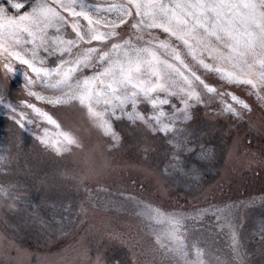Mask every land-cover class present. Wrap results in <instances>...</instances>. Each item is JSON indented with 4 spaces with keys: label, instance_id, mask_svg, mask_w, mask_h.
Segmentation results:
<instances>
[{
    "label": "snow or ice",
    "instance_id": "1",
    "mask_svg": "<svg viewBox=\"0 0 264 264\" xmlns=\"http://www.w3.org/2000/svg\"><path fill=\"white\" fill-rule=\"evenodd\" d=\"M213 104L214 122L204 118ZM49 106L76 109L99 152ZM257 106L264 109V0H0V109L8 131L19 139L45 124L60 130L55 143L47 128L36 136L60 166L41 169L44 201L35 212L27 207L34 223H46L49 212L59 217L60 250L48 264H257L248 244L258 236L264 257V189L243 200L162 208L110 176L136 166L154 180L139 182L142 189L157 191V199L183 193L187 203L204 191V173L219 174L233 151L264 172ZM11 164V151L0 154V213L24 220L28 189L12 179ZM127 215L143 232L120 224ZM189 220H206L226 238L225 249L214 253L190 239ZM18 231L20 224L5 231L0 264H38ZM113 247L124 249L121 259L108 256Z\"/></svg>",
    "mask_w": 264,
    "mask_h": 264
},
{
    "label": "rangeland",
    "instance_id": "2",
    "mask_svg": "<svg viewBox=\"0 0 264 264\" xmlns=\"http://www.w3.org/2000/svg\"><path fill=\"white\" fill-rule=\"evenodd\" d=\"M91 3H95L97 5L105 4L109 2V0H90ZM214 76V75H213ZM215 81L217 82L216 77L214 76ZM22 83L19 82V85ZM16 87V85H15ZM239 90L236 94L240 96L242 99H245L246 102L255 103L256 97L250 96L247 91H245L244 87H237ZM228 102L230 101V98L228 99ZM216 105L213 104L211 108V114L209 113L210 117H212L210 120L213 122L217 119L213 116V110L215 109ZM257 110L261 113V111H264V109H260L259 106H257ZM255 112V111H254ZM255 117L254 124L256 127H259L261 121V117L258 114H253ZM11 123V121L5 120V112L4 110L0 109V154H4L7 151L12 152V164H11V170L14 172V175L12 176V179H20L22 181V188L28 189V194L24 196L22 208L25 209L23 212L24 220H21L19 216L17 217H9L3 215V213H0V261L6 260V256L4 255L2 249L4 246V233L5 231H8L9 233L12 231L15 224H20L23 227V231H18V238L20 241L24 244L30 243L32 244L33 248L27 247L24 245L25 248H27L31 253H33L37 260L38 264H48V259H56V252L60 249L58 248L57 241L53 237H59L60 235V228L61 225L58 223L59 217L53 218L52 214L49 212L46 216H43V219L46 221V223H41L40 221H36L35 223L31 220H28V203L31 202L33 204V212H35V206L37 204H42L44 201L45 194L47 192V189H42L40 182L36 179V176H42L43 171L51 172L54 168L60 166L59 158L55 156L54 151L52 150H45L44 146L39 143V141L36 139L37 135H44V128H47V139L51 140L53 143L57 141L59 138V129L55 128L53 125H44V128L36 127L35 132L33 133H24L22 136L17 139L13 135L11 131H8V125ZM91 132V130H90ZM92 133L87 134V137L94 138L92 142H89V144L96 148L97 152H99L100 145L97 143L94 136H91ZM31 141L32 143L30 147H27L26 145H23V142ZM37 151V152H35ZM242 157L240 155H237L235 151H233L232 156L228 159L227 164L219 168V174H217L216 169H212L211 171L204 173V191L201 193H198L196 196H188V202L189 204L192 203V205H188V207L192 206H200L204 207L209 202L212 203H219V202H225V201H234V200H243L249 195H259L261 193V190L264 189V173H262L260 178L259 186L257 184V187L255 186L254 190L251 191V193L247 195H239L238 192H234L235 196H226L223 192H219V189L216 190V185L219 181V177H227L229 173H231L233 176H243L246 173L250 176L257 178V176L254 174L255 171H248L247 163L243 164L244 162L240 161ZM64 164H67V161L63 162ZM243 164V165H241ZM133 171H140L141 169L136 166H130L126 168H117L114 171L110 173V176H116L117 180H119V177L123 176L125 173V170H131ZM250 169V168H249ZM31 170V171H30ZM246 170V171H245ZM250 170H255L251 168ZM216 175V179L215 175ZM257 174V173H256ZM147 175V174H146ZM258 175V174H257ZM148 176V175H147ZM260 177V176H259ZM2 178V177H0ZM151 179V177L149 176ZM227 179V178H226ZM245 179V178H244ZM116 180V181H117ZM257 182H255L256 184ZM118 184H121L123 186H127L122 181H119ZM248 186V184H247ZM250 186V185H249ZM219 188V187H218ZM251 188V187H250ZM172 191L175 192V187L172 188ZM150 193L144 192V196L151 199ZM181 195H184L183 193H180ZM158 196L157 193L153 194ZM168 197V196H165ZM160 200V199H157ZM153 201V200H152ZM187 207V205L185 206ZM5 212L8 211V209L4 210ZM242 214H243V210ZM103 213H97L95 217H91L93 219L94 223H99V217L102 216ZM254 216L255 220L258 223L259 222V216L260 212L259 209L254 210ZM5 220H8V223H4ZM122 226H126L127 224H131L133 226V230H136L139 228L142 232L144 230L143 224L138 223L137 218L132 215H127L125 219L119 221ZM190 227V239H195L198 241L204 248H207L208 250L214 252V253H221L223 249L226 247V238L222 235H217L218 230L214 232L211 228V225L207 223L206 220L196 221L193 222L191 220L186 222ZM194 223V228H192V225ZM203 225V226H202ZM157 229L161 228L162 225H155ZM248 247L252 249L253 251L250 253L249 258L253 261H256L257 264L264 259V257L261 256L259 248H260V242L259 237L256 236L252 239L251 243L248 244ZM124 255V249L122 247H113L109 252L108 256L113 257L115 259H121Z\"/></svg>",
    "mask_w": 264,
    "mask_h": 264
},
{
    "label": "trees",
    "instance_id": "3",
    "mask_svg": "<svg viewBox=\"0 0 264 264\" xmlns=\"http://www.w3.org/2000/svg\"><path fill=\"white\" fill-rule=\"evenodd\" d=\"M214 81H215L214 76H210L209 82L213 83V84L217 83ZM15 85L17 88L20 87L19 83H16ZM234 91H235V93H237L239 90L237 88H235ZM49 110L56 113V115L59 117V120L62 122V125L64 127H66V128L70 127L73 131L81 133V134L85 135L86 137H87V134L92 133V132H90L91 129L89 128L88 124H86V122L81 118V116L79 115V113L77 112L76 109H72L68 106H63V107H58L56 109H53V108H51V106H49ZM210 111H211V108L205 109V112L207 113V115L204 117L205 119L210 120L212 118L209 115V113L211 114ZM254 111L255 112L253 114H258L261 117V113L258 110H254ZM214 117H216V116H214ZM91 136H93V135H91ZM241 136H243V133H241ZM93 140H94V138L88 137L89 142H92ZM30 143H32V142L26 141V142H23L22 144L26 145L27 147H30L31 146ZM35 152H37V151H35ZM240 157H242V159L240 161L244 162L243 164L247 163L245 161L243 155H240ZM243 164H241V165H243ZM250 169L248 167L247 170L248 171H255L254 174L257 176V178H255V176H253V177L250 176V179H249L248 173H246L243 176H233L231 173H229L226 177L227 179L225 177H223V178L219 177L218 178L219 181L215 187L216 190L219 189V192H223L225 194V197L226 196L234 197L235 196L234 192H238L239 195H241V194L247 195V194L251 193L252 190L255 191L256 188H254V187L255 186L257 187V184L259 186L261 175L264 172H261L258 168H255L254 166H253V169H255V170H250ZM125 173H127V174H124L123 176L119 177V180H117L116 176L111 175V180L115 181L116 183H118L119 181H122L123 183H125L127 185L126 188L130 191H141V190H143L146 193H150L149 195L151 197V200H153L156 204L161 205L162 208L185 207L186 205L188 207V205H192V203L189 204L188 198H187V203H186L184 195H181V194H179V196L173 195L171 197H164V199L157 200L156 195H153V194L157 193V191H155L151 188L142 189L141 183H139V182H142L143 185H148L149 181L152 180V182L154 183V180L152 178L150 179L149 176L146 175V172L143 169H141L140 171H133V169L125 170ZM215 178H216V175H215ZM255 182H257V183L255 184ZM262 182L264 183V181H262ZM247 184H248V186H247ZM24 245L27 247L33 248L32 244H30V243H26Z\"/></svg>",
    "mask_w": 264,
    "mask_h": 264
}]
</instances>
